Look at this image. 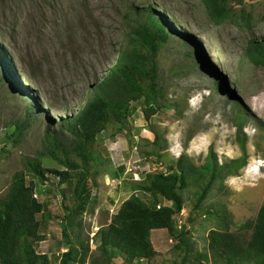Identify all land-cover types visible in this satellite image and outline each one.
Segmentation results:
<instances>
[{"label": "rangeland", "instance_id": "rangeland-1", "mask_svg": "<svg viewBox=\"0 0 264 264\" xmlns=\"http://www.w3.org/2000/svg\"><path fill=\"white\" fill-rule=\"evenodd\" d=\"M148 6L167 14L180 33L159 59L164 107L147 121L142 101L137 102L127 128L110 125L98 137L103 159L94 165L97 186L82 215L67 219L75 206L73 184L59 185L51 176L44 185L38 183V198L46 206L38 218L46 240L36 249L52 264H58L68 241L89 240L94 252L95 233L110 224L136 185L147 174L175 168L182 156L198 169L213 150L222 165L241 158L244 145L248 159L238 176L227 170L217 174L198 207L212 175H189V187L181 193L190 249H177L167 230H156V256L134 264H183L186 254L184 264H214L210 232L244 239L242 226L254 222L264 205V67L247 57L253 43L264 42V0H246L252 19L240 26L215 25L201 0H0V198L14 174L25 170V159L43 151L47 115L57 124L64 110H78V102L120 51L124 17ZM33 91L36 99H27ZM28 106L36 109L28 111ZM237 107L246 118L241 124ZM27 120V127L16 129ZM56 124L52 130H59ZM43 164L64 170L53 159Z\"/></svg>", "mask_w": 264, "mask_h": 264}, {"label": "trees", "instance_id": "trees-1", "mask_svg": "<svg viewBox=\"0 0 264 264\" xmlns=\"http://www.w3.org/2000/svg\"><path fill=\"white\" fill-rule=\"evenodd\" d=\"M201 1L215 25L232 23L240 26L251 22L252 16L244 8L246 0ZM124 24L127 29L120 51L78 102V110L71 114L64 110L65 118L57 124L47 115L43 151L35 158L25 159V170L14 174L7 194L0 198V264H52L49 256L36 249L37 244L46 240L42 221L38 218L46 210L38 198V183L44 185L51 176L59 185L73 184L71 198L75 206L68 210L70 216L67 219L74 214L82 215L92 201L93 186H97L94 165L103 159L96 147L98 137L110 125L119 126V130L127 128L136 111L133 104L137 102L142 101L147 121L164 107L166 97L160 82L159 59L163 47L179 36V28L167 14L153 6L126 15ZM247 57L252 64L264 67V42L253 43L247 50ZM31 93L33 95L26 93L27 99L34 97L35 100L37 93ZM35 109L28 106V111ZM237 109L241 124L246 118ZM28 122L17 125L16 129L23 130ZM54 123L59 130H52ZM241 128L242 125L239 131ZM242 152L241 158L219 165L211 150L207 164L198 169L185 162L186 158L182 156L176 167H170L168 172L147 174L110 224L95 233V251H91L89 240L80 239L78 244L68 241L58 264H115L116 259H121L123 264L151 261L157 253L152 242V233L156 230H167L176 241L177 249L184 246L189 250L190 231L187 225L179 229L175 221V216L185 206L181 192L189 187V175H212L202 189L198 207L206 199L217 174L227 170L229 176H238L248 159L244 145ZM46 158L58 162L64 170L45 168L43 159ZM28 176L34 180L29 181ZM139 192L148 195L150 200L136 194ZM242 229L247 233L244 239L236 233L210 232L209 250L214 264H264V205L255 221L246 223ZM203 258L208 261L207 255Z\"/></svg>", "mask_w": 264, "mask_h": 264}, {"label": "built area", "instance_id": "built-area-1", "mask_svg": "<svg viewBox=\"0 0 264 264\" xmlns=\"http://www.w3.org/2000/svg\"><path fill=\"white\" fill-rule=\"evenodd\" d=\"M183 211V210H182ZM185 214V211L181 212L180 214H177L175 216V221H176V224H177V227L179 229H181L183 227V225H187L185 223V221L182 219V216Z\"/></svg>", "mask_w": 264, "mask_h": 264}]
</instances>
